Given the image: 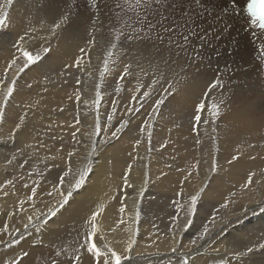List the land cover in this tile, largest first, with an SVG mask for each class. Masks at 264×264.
I'll list each match as a JSON object with an SVG mask.
<instances>
[{"label": "bare ground", "instance_id": "6f19581e", "mask_svg": "<svg viewBox=\"0 0 264 264\" xmlns=\"http://www.w3.org/2000/svg\"><path fill=\"white\" fill-rule=\"evenodd\" d=\"M75 1L86 5V0ZM122 1L103 0L100 11L107 12V19L99 14L103 24L111 21L114 4ZM4 2L0 0V4ZM70 2L14 0L9 6V21L0 28V78L6 71L8 81L14 76L15 69L9 70L7 65L18 55L15 45L20 36H25L30 51L40 52L42 57L16 76V90L0 123V232L7 225L11 235L18 233L21 239L7 247L14 239L2 242L11 235H0V264H73L71 255L68 261L67 256L68 260L62 259L53 252L62 247L68 232H74L81 239L79 243H83V225L101 204L104 212L97 223L105 242L123 251L129 240L136 241L132 251L126 253L130 259L125 264H264V259L257 258L264 254V249L258 247L264 243V56L259 50L264 34L252 26L246 15L247 0H203L200 8L191 0L153 3L159 14L150 17L152 22L168 18L151 32L154 42H123L122 49L114 52L112 61L116 63L109 64L114 71L107 73L103 82L99 71L103 69L112 33L104 25L102 33H94L98 41L95 46L88 45L91 12L82 16L86 21L63 26L55 37L49 34L54 20L73 14ZM183 11H188L194 23ZM169 25L175 32L163 31ZM111 28L116 25L113 23ZM189 29L197 31L191 37L193 43L189 40L186 49L175 44L169 48L170 36L181 42L180 33L187 34ZM157 32L164 36V43L155 41ZM44 47L51 51L43 54L40 50ZM81 47H88L90 52L81 53ZM123 52L129 56L121 64L117 58ZM177 52L181 53L178 57ZM80 58L83 66L77 67L75 61ZM165 60L175 62L166 64ZM125 64H131L132 75L122 80V90L117 93L115 81ZM81 71H85L86 78L83 84L79 83L83 86L80 89L72 80ZM161 73L151 97L139 95L129 106L137 82L150 84ZM217 77L223 88L214 89L205 98L207 86ZM98 84L102 96L99 106L95 104ZM144 90L141 88V93ZM77 92L81 106L76 112L72 107L77 102ZM157 99L164 103L153 113ZM205 99L207 105L214 100L224 103L215 124L205 111L202 116L209 123L200 124L197 130L194 109ZM25 113L24 125L10 138L19 116ZM109 115H113L109 132L94 134L97 117L107 127ZM122 121L128 122L126 127L116 137L111 136L110 132ZM145 122L151 127L145 128ZM79 124H83L80 129ZM136 141H140L138 146ZM76 145L73 168L90 165L92 172L81 188L73 190L69 203L59 208L61 197L53 185L66 170L67 153ZM234 155L239 158L229 164ZM189 172L192 174L185 180ZM252 172L256 173L253 184L244 188ZM33 188L37 195L28 200ZM67 188L66 184L64 190ZM49 192L53 194L49 196ZM198 192L195 212L189 214L190 198ZM21 201H26L22 207ZM224 204L227 207H222ZM178 205H183L179 212ZM52 206L58 208L54 217L48 215ZM122 207L124 212H120ZM121 219L124 223L112 231ZM193 223L223 225L209 230L201 241L198 237L203 229L196 234L190 232L195 228ZM258 223L260 236L250 238L245 232L256 230ZM136 231L142 240H137ZM192 240H197V244L192 245ZM75 246L67 252L71 249L74 254ZM248 247L254 251L239 255ZM82 264H88L86 257H82Z\"/></svg>", "mask_w": 264, "mask_h": 264}, {"label": "snow or ice", "instance_id": "6c2138e0", "mask_svg": "<svg viewBox=\"0 0 264 264\" xmlns=\"http://www.w3.org/2000/svg\"><path fill=\"white\" fill-rule=\"evenodd\" d=\"M14 0H5L3 4H0V28H3L6 23L9 21V6L13 4ZM160 4L161 0H123V3L117 2L115 7L122 9V11L125 14L128 13H134V15H129L128 19L124 22V26L121 28H111L110 32L112 33L110 39H109V47L107 49L106 56L103 60V69L99 71V76L101 82H103L105 75L109 73L110 71H114V69H110L109 64L110 61L112 63H116V61H112V57L114 55V51L117 49H122L123 42H128L131 44L132 42H149L153 41V37L151 35V32L154 31L157 27V24L163 25V21L167 20L168 18L166 16L163 17L162 20H158L156 23L152 22L151 17H154L157 12L159 11L157 9V12H153V3ZM103 3V0H86L87 8L91 9V14L89 17V24L92 27V31L88 32V45L95 46V44L98 42L96 35L94 33L99 32L101 29L100 27H97V24L103 26V21L99 15L101 10V4ZM192 4H195L197 8L203 7L204 2L203 0H191ZM175 6V5H173ZM234 7V5H233ZM141 9H143V13L141 12ZM112 9H109V12H111ZM223 11L226 13L227 9H223ZM247 15L251 18V24L254 28L258 27L261 29L262 34H264V16L258 14L257 12V4L255 3V0H252L247 6L246 9ZM183 15L189 16L188 11H183ZM117 17L121 16V13H115ZM197 17L201 16V13H196ZM189 21L194 23V18L192 16H189ZM70 22V15L64 14L61 15L58 19L54 20L53 23L50 25V36L55 37L57 35V31L61 29L63 26H66ZM127 28L128 31L126 32L124 29ZM163 31L165 33H173L175 32V29H173L170 25L165 26L163 28ZM182 35L183 40L181 42H176L171 36L169 37L168 46L169 48L172 47L173 44L177 48H185L187 47V44L190 40L191 35H195L194 29H189L187 34L180 33ZM155 41H159L160 43H164V36L160 35L159 32H157V35L155 37ZM154 42V41H153ZM17 48L18 55H14V57L11 59V61L7 65V69H15V73L13 78L8 81L7 77V71L5 72L3 78H0V92H2V98H0V123L3 122L5 117V109L8 105L9 100L13 97L14 92L16 90V84L17 79L16 76H18L20 73H23L26 69H28L30 66L37 64L41 60V54L40 52L33 53V51H30L27 46V42L25 39V36H20L19 42L15 45ZM260 54L264 56V44L260 45ZM43 54H47L51 51L50 48L44 47L40 50ZM90 51L88 47H81L80 52L87 55V53ZM187 55L186 51L184 53ZM175 55L178 57L181 55L180 52L175 53ZM18 61L21 63L18 65ZM166 64L173 63L175 61H164ZM75 65L77 67L83 66V60L82 58L77 59L75 61ZM131 64H125L121 74L119 76V80H124L126 76L132 75V72L130 71ZM142 72H144V69H141ZM146 74V73H145ZM163 76V73L160 74V76L157 77V79L151 80L150 84H141L139 81L137 82V85L134 90V94L132 96V100H136L139 95H142L144 98H150L151 93L153 89L155 88L156 84L159 83V79ZM77 83L79 84V80H77ZM29 88H31V84L28 85ZM172 87L171 84H169V89ZM223 88V84L221 80L217 77L212 82L209 83V85L206 88L205 92V98H209V94L216 88ZM141 88H144V90L141 93ZM121 86L119 83L116 85L115 91L119 93L121 91ZM76 99L80 100V94L79 92L76 93ZM101 92H100V85L98 84L96 86V93H95V104L99 106L101 103ZM164 101L162 99L155 100V107L152 108V112L156 113L158 109L160 108V105L163 104ZM224 101L220 100L219 102H216L215 100L211 105H207L206 99L199 102L195 109H194V121L195 125L194 127L198 130V127L200 124H208L209 121L203 119L202 113L207 111L211 117V123L215 124L216 120L219 118L221 113V104H223ZM63 111V109H61ZM113 114L115 113V108H113ZM126 111H139V109H126ZM27 116V113L24 115L19 116L18 120L19 122L15 124V130L12 132L10 138L15 136V131H18L21 129V126L25 123V117ZM112 120L113 115H109L107 117V127L102 126L99 117H97L94 125V134H99L102 130L105 133L109 132V128L112 127ZM77 123H79V118L77 117ZM127 121H122L118 127H115L111 132L110 135L113 137H116L118 133H120L127 125ZM151 127L147 122H145V128ZM215 131V128L212 129ZM141 131L143 132L144 129L142 128ZM76 133H73V136L75 137ZM151 137V133H149V143ZM213 140H215V137H212ZM140 141H136V145L138 146ZM200 143V140H197V144ZM95 147L92 148V152H95ZM75 155V152L69 151L67 153L68 158V164L66 166V170L63 171V174L59 176L58 181L54 183L53 187L55 191L59 194L61 197L58 207L63 208L65 205H67L70 201V199L73 197L74 189L81 188L87 181L90 173L92 172L91 166H85L83 168H73L71 163V157ZM238 156H232L230 160H228V163L231 164L233 161L237 160ZM55 159V157H53ZM254 159V157H253ZM11 163V161H9ZM199 163V161L197 162ZM23 167V165H21ZM216 167L215 160H213L212 163V169L214 170ZM130 169V166H129ZM191 172H189L184 179L187 180L188 176H191ZM256 176L255 172L250 173L247 176V180L244 188H248L253 184V177ZM125 182H127L125 180ZM260 182V181H257ZM11 183V181H9ZM68 185L67 191L64 190V186ZM27 187V185H25ZM53 193L49 192L48 195L51 196ZM37 195L35 188L31 190V195L27 197L28 200L33 199ZM200 193L198 192L195 195H192L190 198V205L188 208L189 214H193L196 209V205L199 199ZM236 193H232V196H235ZM26 201H21V207L23 203ZM178 203V202H177ZM222 207H227V204L222 205ZM183 208V205H178V212L180 209ZM58 211L57 206H52L48 210L49 216H56ZM125 209L122 207L120 209V212H124ZM261 211H264V204L261 206ZM104 212V205L101 204L100 207L93 211L90 216L86 219L84 223V236L85 240L83 243H78V247L76 249V254L74 255V260L77 262V264H82V257H86L88 259V264H125V261L129 260L130 257L126 253H130L132 251L133 245L136 243L134 239L129 240L127 246L123 249V251H118L115 247L109 246L107 242H105L104 237L99 235L98 230V223L97 218L102 215ZM177 219H179V216L177 215ZM28 220L31 222L32 217L29 216ZM124 221L121 219L115 228L112 229V231H116V228L119 227L120 224H123ZM188 224L191 223V220L187 221ZM209 233V227L205 226L203 228V231L200 233L198 240L203 241L205 237ZM8 234L11 235L9 232V228L7 225L3 227V231L0 232V235ZM192 245L197 244V240L191 241ZM259 249H264V243L259 244ZM82 250V251H81ZM173 252L176 251L175 248L172 249ZM254 249L252 247H248L246 252L239 253V255L244 256L248 253H252ZM25 256L28 254L25 253ZM60 253L57 252V256H59ZM13 264H22V261H13ZM53 264H59L58 261H54ZM184 264H188L187 261L184 262Z\"/></svg>", "mask_w": 264, "mask_h": 264}, {"label": "rangeland", "instance_id": "374dc122", "mask_svg": "<svg viewBox=\"0 0 264 264\" xmlns=\"http://www.w3.org/2000/svg\"><path fill=\"white\" fill-rule=\"evenodd\" d=\"M122 1V0H121ZM121 3H123V1L121 2ZM155 3V2H154ZM81 4H82V7H81ZM115 5L116 4H114V15H113V18L111 19V21L110 22H108V23H105V24H103V26H101L100 24H99V22H98V24H97V27H100V31L99 32H97V33H102L103 32V30H104V25H105V28L108 30V33H109V30H110V28H111V26L113 25V23H114V25H116V28H121V27H123L124 26V22L128 19V16L129 15H134V13H128V14H125L123 11H122V9H120V8H116L115 7ZM70 8L72 9V11H73V14L72 15H70V23H68V25L69 24H71L73 21L75 22L76 21V23H77V21H80V22H78V23H81V21H86V20H84V19H82V18H84V17H82L83 15H86V14H88L89 12H91V9H89V8H87V6L85 5V4H83V3H81V2H76L75 0H72V2H70ZM79 9V10H78ZM89 9V10H88ZM84 10V11H83ZM103 11V13L100 11V13L99 14H102V19H107V16L106 15H104V13L106 14L107 12L105 11V10H102ZM152 11L153 12H157V7L156 6H153V9H152ZM141 12L143 13V9H141ZM75 13V14H74ZM115 13H121V16H122V18H121V16L120 17H117L116 15H115ZM162 12H160V14H161ZM157 14H159V11L157 12ZM157 14L154 16V18L157 16ZM75 15H77V16H75ZM162 15V14H161ZM77 17V18H76ZM151 17V16H150ZM79 19V20H78ZM72 20V21H71ZM103 21V20H102ZM103 23H104V21H103ZM199 30V29H198ZM91 31H92V27H91ZM195 32H197V31H195ZM196 34V33H195ZM194 36V35H193ZM99 37H102V36H99ZM192 37V35L190 36V40H191V42L193 43V39L191 38ZM197 37H195V41H197V39H196ZM132 43H135V45H140L139 43L137 44V42H132ZM156 48V47H155ZM90 52V51H89ZM115 52V51H114ZM124 54H126V52H123L118 58H117V60L119 61V62H121V64L123 63V60L124 59H126L129 55H127V57H126V55H124ZM113 57H114V55H113ZM112 57V58H113ZM125 62V61H124ZM82 72H84L85 73V71H81V73H79L78 75L80 76V78H81V76L83 77V79L81 78H78L79 76L77 75L76 77L74 76V78L73 79H75V80H72L74 83H75V85H76V87H77V85H78V88H82L83 86H81L82 84H83V80H84V78H86V73L84 74H82ZM87 77H89L88 75H87ZM80 79V80H82V81H80L79 80V83L80 82H82V84L80 85V84H77L76 83V81L78 80V79ZM72 81H69L70 83L72 82ZM114 81V79L112 80L111 79V82H113ZM68 82V83H69ZM116 84H118L119 83V85L121 86L122 85V81L120 82V80H119V77L116 79ZM67 83V82H66ZM80 86V87H79ZM0 93H2V92H0ZM80 102V100H77V102ZM77 102H75L74 103V105H73V107L72 108H74V110L76 111L77 110V108H78V111H80L79 110V108H80V103H79V105H78V103ZM76 103H77V105H76ZM130 105L129 106H133L132 105V103H134V101H131L130 100ZM75 105H76V107H75ZM88 109V107L86 108V110ZM77 112V111H76ZM76 114V116H78V118H79V115H78V113H75ZM82 125L83 124H79V126H78V128L80 129L81 127H82ZM140 128L141 127H139V132H140ZM142 132V131H141ZM144 132V131H143ZM142 137V138H141ZM144 138V135L141 133V136H140V139H143ZM76 142H81V141H76ZM74 143V145H75V142H73ZM78 150V145H76V146H74V150H73V152H76ZM73 157L74 156H72L71 157V163H72V159H73ZM68 158H66V164H68ZM145 223H139V226L140 225H144ZM193 225L195 226V228L194 229H192L190 232H192V233H198V232H200L205 226H208L209 227V230H213L214 228H216V227H219L220 225L222 226L223 225V223H193ZM250 225V224H249ZM198 229V230H197ZM200 229V230H199ZM194 231V232H193ZM138 231H136V234H137V240H142L143 239V237H141V236H138ZM245 233H247V235L250 237V238H255V237H258V236H260L259 235V233H260V225H259V223L256 225V230H254V231H249V232H245ZM18 233H15L14 235H11L10 237H8L7 239H5L4 241H2V242H5V241H9V240H13L12 241V243H10L7 247H10V246H13V245H15V244H17L18 242H20L21 241V239H19V236H20V234H18ZM73 234V235H72ZM65 235L67 236V239H65V240H63V241H65V242H62V245H61V243H59V245H61L62 247H59L58 246V248L56 249V251L55 252H53V254L54 255H57V252H59L60 253V255L59 256H62V259H67L66 258V256L68 257V261H70V259L71 258H69L70 257V255H71V257H72V262L71 263H73V264H75V263H77L75 260H74V255L76 254V247L78 246V244L75 246V243L76 242H80L81 241V239H80V237L79 236H77L76 234H74V232H68V233H65ZM13 237V238H12ZM16 240V241H15ZM71 246H75V249H74V254H73V251L70 249V251L71 252H67V250L69 249V248H71ZM5 248V247H4ZM0 250H2V249H0ZM261 250V249H260ZM264 254H260V255H258L257 256V258H260V259H264ZM263 261V260H262ZM165 264V263H164ZM166 264H184V263H182L181 261H169V262H166Z\"/></svg>", "mask_w": 264, "mask_h": 264}]
</instances>
